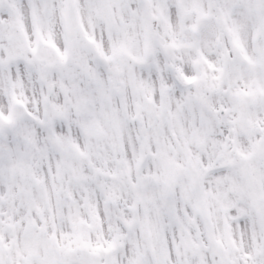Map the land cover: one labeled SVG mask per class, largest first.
I'll return each instance as SVG.
<instances>
[{"label":"snow or ice","instance_id":"1","mask_svg":"<svg viewBox=\"0 0 264 264\" xmlns=\"http://www.w3.org/2000/svg\"><path fill=\"white\" fill-rule=\"evenodd\" d=\"M0 264H264V0H0Z\"/></svg>","mask_w":264,"mask_h":264}]
</instances>
